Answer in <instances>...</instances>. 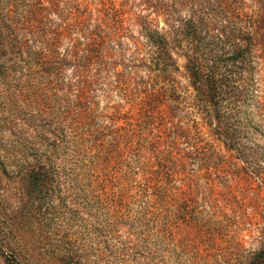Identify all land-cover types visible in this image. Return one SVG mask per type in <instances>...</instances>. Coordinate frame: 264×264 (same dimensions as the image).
I'll list each match as a JSON object with an SVG mask.
<instances>
[{
	"label": "rangeland",
	"instance_id": "obj_1",
	"mask_svg": "<svg viewBox=\"0 0 264 264\" xmlns=\"http://www.w3.org/2000/svg\"><path fill=\"white\" fill-rule=\"evenodd\" d=\"M189 5L0 0V45L29 46L0 78V264H264V115L248 110L232 149L217 135L187 65Z\"/></svg>",
	"mask_w": 264,
	"mask_h": 264
},
{
	"label": "trees",
	"instance_id": "obj_2",
	"mask_svg": "<svg viewBox=\"0 0 264 264\" xmlns=\"http://www.w3.org/2000/svg\"><path fill=\"white\" fill-rule=\"evenodd\" d=\"M189 1L191 5L186 9L189 15L181 21V26L193 53L187 60L191 80L197 96L202 99L204 106L210 108L217 122L218 130L215 129V132L232 149L236 147L233 143L238 146L236 123L239 124L242 119L244 123H249L248 110L254 107L264 115V96L263 101H259L261 97H257L255 92L256 58H259L257 51L261 50L264 59V11H259L255 17L253 11L247 13L242 7L233 11L235 3L229 0H224V5L222 0ZM209 17L220 21L211 32L207 30ZM147 39L157 48L167 50L164 34L153 31ZM28 48L27 43L17 42L13 53H8L7 47L0 45V78L5 73L14 72L12 68H16L17 60L15 55H22ZM35 58L40 57L18 59L32 61ZM89 59L88 51L85 50L81 61L82 73L86 72ZM222 125H225V129ZM31 170L34 171V168ZM5 261L6 264H20L11 255H7Z\"/></svg>",
	"mask_w": 264,
	"mask_h": 264
}]
</instances>
